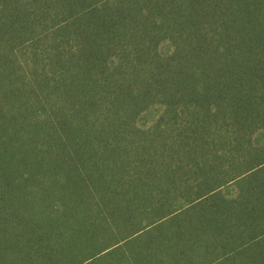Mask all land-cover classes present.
Here are the masks:
<instances>
[{"label":"trees","instance_id":"16d2710c","mask_svg":"<svg viewBox=\"0 0 264 264\" xmlns=\"http://www.w3.org/2000/svg\"><path fill=\"white\" fill-rule=\"evenodd\" d=\"M0 264H264V0H0Z\"/></svg>","mask_w":264,"mask_h":264},{"label":"rangeland","instance_id":"374dc122","mask_svg":"<svg viewBox=\"0 0 264 264\" xmlns=\"http://www.w3.org/2000/svg\"><path fill=\"white\" fill-rule=\"evenodd\" d=\"M149 122V119H147V122L146 123H148Z\"/></svg>","mask_w":264,"mask_h":264}]
</instances>
